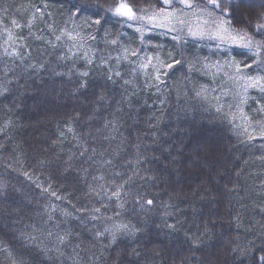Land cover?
Instances as JSON below:
<instances>
[{"label":"trees","instance_id":"obj_1","mask_svg":"<svg viewBox=\"0 0 264 264\" xmlns=\"http://www.w3.org/2000/svg\"><path fill=\"white\" fill-rule=\"evenodd\" d=\"M244 2L258 6L264 0ZM85 3L92 0H0V30L4 24L12 27V19L25 25L19 29L23 60L6 57L0 48V79L7 71V79L12 81L10 90L0 96V125L11 121L0 129V183L7 184L6 194H0V240L32 264H71V246L63 257L55 252L45 256L36 245H25L19 239L21 232L33 229L37 236L55 231V218L49 222L44 214L51 198L36 188L34 182L38 181L67 198L56 203L68 207L76 217L67 218L62 227H71L75 242L81 245L77 249L80 264H264V160L260 159L264 140L248 141L237 135L229 120L216 112L211 95L208 100L195 96L194 88L207 81L203 71L189 73L187 66L171 70L162 77L167 88L161 84V93L144 86V75L132 87L115 76L109 80V66L118 67L114 59L102 64L97 56L87 64L86 57L53 47L47 39L48 25L58 32H96V47L109 48L104 30L97 32L96 26L84 24V18L96 9L72 8ZM136 3L139 6L142 0ZM69 11L78 12L79 20L69 19ZM258 11L253 8L249 14ZM29 19H33L31 29L26 26ZM124 24L109 14L103 29L114 38L119 33L121 42L131 43L137 33ZM146 38L161 45L165 56L172 51L181 58L170 34L152 31ZM182 43L185 59L203 62L207 50L201 44L190 39ZM141 47V54L151 56L155 51ZM228 51L238 60L249 59L239 49ZM130 67L119 66L125 78ZM81 71L89 72L84 88L76 83ZM224 111L228 109L224 107ZM108 122L115 123L116 131L103 127ZM69 126L74 134L67 131ZM137 144L140 163L135 162ZM82 147L89 154L96 149L94 161L80 156ZM69 157L71 167L66 166ZM102 158L112 160L101 169L106 176L121 180L132 175L133 168L138 173L127 186L130 194L124 212L126 219L142 221L143 231L112 244L94 238L96 226L103 221H91L87 216L81 220V213L73 208L98 206L97 198L87 194L92 177L83 169L101 174L96 170ZM116 172L123 176L115 177ZM141 196L154 199L155 206L148 210L145 205L142 211L134 203ZM103 211L113 214L111 208ZM197 235L200 241L193 243ZM237 245L242 252L232 251ZM0 264H10L7 254H0Z\"/></svg>","mask_w":264,"mask_h":264},{"label":"snow or ice","instance_id":"obj_2","mask_svg":"<svg viewBox=\"0 0 264 264\" xmlns=\"http://www.w3.org/2000/svg\"><path fill=\"white\" fill-rule=\"evenodd\" d=\"M256 7L260 11L256 12L254 16L250 15V10ZM72 8L83 11H87L89 8L96 9L90 17L86 16L84 18V24L88 27L96 26L95 30L97 32L104 30L105 44L109 45L111 50L118 53L114 58L118 67L114 69L109 66V80L115 76L123 79L125 86L132 87L138 81L139 76L144 75L146 77L144 86L147 88L154 87L157 89V92L162 93L160 85L164 84L165 88H167V84L162 77L169 75L173 69L182 70L187 66L189 73L200 70L205 73H210L213 76L222 74L233 85V89L230 90L233 100L228 104L229 111L225 112L224 105L220 102V97H212L216 100V104L214 105L216 112L229 120L233 129L237 130V135H246L248 141L257 138L264 140V3L257 6L246 4L244 0H142V3L137 6L136 0H92L90 4H74ZM101 8H103V12L100 11ZM109 14L113 17L120 18L125 24L135 25L134 31L137 33V38L131 43H123L119 39V33L115 38L112 37L107 30L103 29L105 16ZM68 16L74 22L79 20L78 12L74 14L72 11H69ZM11 24L14 29L25 27V25H22L16 19H12ZM26 26L31 29L33 19H29ZM48 27L50 31L55 32L52 25H48ZM76 27L80 28L81 26L77 24ZM13 28L0 30V34L6 35L4 44H0V48H3L6 57L23 60L24 56L20 51L23 46L18 44L19 36L13 31ZM157 28L163 29L165 33H172V40L179 46L180 59H177L172 51H169L165 56L162 52L161 45L152 44L146 38L148 32ZM253 28L255 31H253ZM73 32L74 34L66 30H61L59 35H55V40L61 41L62 37L67 36L73 41H81L80 43L74 44V47L83 48L84 41L87 39H95V35L91 33L82 36L75 29ZM185 36L200 40L207 38L219 41L216 45L217 50L225 51L228 58L222 61L217 60L215 63L208 62L207 57L203 58V62L200 58H194L192 60L185 59L183 57L182 43ZM39 38L37 37V39ZM224 44L245 50L243 55L249 59H236L227 49L221 48V45ZM4 45H8L9 47H4ZM141 45L148 49H155V51L151 56L147 54L141 55L144 52V48ZM52 46L55 47L56 45L53 44ZM91 52L92 50L90 48L84 52L87 64L93 63L92 55L89 54ZM112 59L113 57L111 56L107 58L101 57V63H106ZM124 64L131 65L127 78L119 70V66H123ZM30 67L33 70L37 69V65H30ZM56 74L62 75L61 73ZM63 75H68V73H64ZM88 75V71L78 73L80 77L76 82L78 88L87 86L84 78L88 77ZM7 77L8 72L5 71L4 78L0 79V96L5 95L10 90L9 85L12 81L7 79ZM194 92L198 98L203 100L209 99L210 89L205 85L194 88ZM252 92L260 93V102L255 109V116L248 115L243 107L252 98ZM177 94L179 95V89H177ZM228 94L225 93V95ZM99 99L103 100L104 97L101 95ZM163 102L161 100V103ZM10 123L11 121H6L3 125H0V129ZM109 126H111L113 131H116V125L113 122L105 123L103 127L107 129ZM67 131L74 134V129L70 126ZM97 131H100V129H97ZM139 147L140 145L137 144L136 163L141 162L139 160V156L141 155ZM91 151L92 154H89L88 148L82 147L80 156H87L88 161H94L96 149L93 147ZM71 159L69 157V161H66L67 167L72 166ZM260 159L264 160V155ZM128 163L132 164L133 161L129 160ZM105 164L111 165L112 160L101 159L100 168L96 170L101 173L99 175L89 173L88 168L83 169L84 173H88L92 177L91 182H88L87 185V194L97 198L98 206L77 208L73 205V208L81 213V220L87 216L91 221H103L102 226H96L94 238L96 241H107L109 244H112L122 236H136L143 231V228L141 226L142 221L133 222L131 219H126L124 212L130 194L127 186L133 176L138 175V173L133 168L132 175L117 180L101 172ZM24 175L28 176V173L25 172ZM114 176L122 177L123 174L116 172ZM149 178L151 179V177ZM34 183L42 194L51 198L44 208V214H46L49 222L54 221L55 218L53 224L55 231L49 229L42 236H37L34 234L36 230L33 229L32 232H21L19 239L25 245H36L45 256H50L55 252L63 257L65 251L71 246L72 250L68 253V259L71 264H80L77 249H80L81 245L75 242L76 237L71 227H62V225L68 223L67 218L74 220L76 217L73 216L72 211L68 207H62L56 203V201L64 202L67 198L53 189L50 184L44 186L38 181ZM6 189L7 184L0 183V194H6ZM16 191H20V189H16ZM134 203L139 205L143 211L145 210V205L150 210L155 206L156 201L152 198L141 196ZM168 206L167 204L163 205L165 208ZM108 208L112 209V215L104 214L103 210ZM164 225L169 229L175 230V226L168 224L167 221H164ZM208 230V225L205 224L204 233L206 234ZM192 239L193 243H199L200 236L197 235ZM232 251L242 252V249L237 245ZM0 254H7V257L10 259V264H32L29 259L25 258L23 253L11 251L3 240H0Z\"/></svg>","mask_w":264,"mask_h":264},{"label":"rangeland","instance_id":"obj_3","mask_svg":"<svg viewBox=\"0 0 264 264\" xmlns=\"http://www.w3.org/2000/svg\"><path fill=\"white\" fill-rule=\"evenodd\" d=\"M124 26L135 28V25L124 24ZM4 28H13V26L7 27L4 24V27H3L1 25V30ZM13 31L19 36V40L17 42H18V44L20 43V45H21L22 40H21V34L19 32V29L13 28ZM152 31H163L164 32L163 29H159V28L152 29L150 32H152ZM49 32H50V33H48L49 36L47 37V39L49 41H51L49 43L63 47L64 51H66V50L69 52L73 51L75 54H80V57L85 58L84 52L88 48H90L92 50V52L89 54L92 55V57H94V58L97 56H100V57L111 56L114 59L118 54L116 51L111 50L110 46H107V47H109L108 49L106 47L104 49L103 48L102 49L97 48L96 43L98 42L99 38L97 37L96 32H90L91 34L95 35V39L94 40L87 39L86 41H84L83 42L84 43L83 48L74 47V44L80 43L81 41H79V40L73 41V40L69 39L67 36L62 37L61 41H56L55 35H59L61 31L58 32L57 30H55V32H53V31L49 30ZM150 32H148V33H150ZM80 33L82 36H85L87 34L83 30H80ZM73 34H74V32H73ZM168 34H170L172 36V33H168ZM5 39H6V35L0 34V44H4ZM184 39H190V40L196 41L199 44H201L207 50V52L203 55V58L207 57L208 62L215 63L217 60L222 61V60L228 58L225 51H218L217 50L216 45L219 43V41L210 40L207 38L200 40V39H194V38L187 37V36H185ZM4 47H9V46L4 45ZM221 48L227 49V51L231 50L233 48L239 49L241 51H245L239 47L228 45V44L221 45ZM141 55H144V54H141ZM203 58H202V60H203ZM207 74H208L207 81L204 83V85L210 89L211 97H216V96L220 97V102L224 105V107L226 109H228V104L230 102H232V100H233L232 95L230 94V90L233 89L232 83L230 81H228L227 78L224 77L222 74L217 75V76H213L210 73H207ZM225 93H229V94L225 95ZM251 97L252 98L249 99L248 103L246 105H244L243 107H244L245 112L248 115L255 116L256 115L255 109L257 108L258 103L260 102V93L252 92ZM213 100L216 103V100L215 99H213ZM228 111H229V109H228ZM237 123H239V121H237ZM240 136L247 139L246 135H240ZM257 139H259V138H257ZM254 140H256V139H254Z\"/></svg>","mask_w":264,"mask_h":264}]
</instances>
